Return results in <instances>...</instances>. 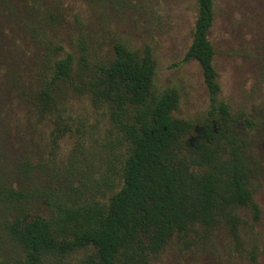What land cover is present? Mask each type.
<instances>
[{
  "label": "rangeland",
  "instance_id": "obj_1",
  "mask_svg": "<svg viewBox=\"0 0 264 264\" xmlns=\"http://www.w3.org/2000/svg\"><path fill=\"white\" fill-rule=\"evenodd\" d=\"M14 4L13 12L3 8L0 14V190L31 192L30 207L49 218L52 210L40 192L76 186L84 197L108 203L111 193L104 180L119 183L115 172L127 148L106 110L63 85L56 98L64 117L60 125L67 127L64 137L52 135L55 120L37 119L40 112L31 93L40 91L55 61L67 55L74 58L77 78L83 56L92 68L110 61L119 43L136 54L149 50L156 66L155 89L176 90L179 106L173 116L194 124L195 131L186 138L202 129L210 93L200 64L183 62L193 42L198 0ZM214 11L209 40L216 53L219 101L229 106L235 133L245 141L261 217L256 220L251 208L237 211L239 243L228 225L210 231L197 227L187 237L175 236L153 264H264V0H214ZM24 163L33 167L32 173H25ZM11 219L10 206L0 198V264H14L20 257L5 229ZM93 253V248L79 251L68 262L78 264Z\"/></svg>",
  "mask_w": 264,
  "mask_h": 264
},
{
  "label": "trees",
  "instance_id": "obj_2",
  "mask_svg": "<svg viewBox=\"0 0 264 264\" xmlns=\"http://www.w3.org/2000/svg\"><path fill=\"white\" fill-rule=\"evenodd\" d=\"M19 1L0 0V14L3 8L13 12ZM198 4L193 42L183 62L200 64L211 108L190 139L194 124L173 116L179 106L176 90L160 93L154 87L156 66L149 50L136 54L119 43L110 61L92 68L83 56L77 78L74 58L67 55L55 61L40 91L31 93L37 119L55 120L57 139L67 127L60 125L64 117L56 92L64 85L88 96L96 109L107 111L127 157L115 172L119 183L104 180L111 193L108 203L84 197L76 186L40 192L52 210L49 218L30 207L31 192L1 188L0 198L12 214L5 229L20 256L14 264H71L70 257L88 248L94 253L78 264H153L175 236L228 225L239 243L237 211L251 208L260 219L245 141L235 133L229 106L219 101L216 53L209 40L214 0ZM24 167L26 174L33 172L29 163Z\"/></svg>",
  "mask_w": 264,
  "mask_h": 264
}]
</instances>
